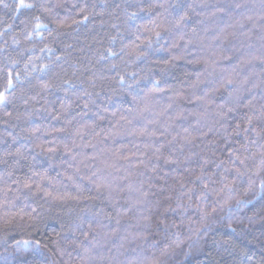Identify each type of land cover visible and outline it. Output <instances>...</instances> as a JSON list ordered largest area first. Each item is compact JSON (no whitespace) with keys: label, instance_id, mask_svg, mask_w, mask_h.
<instances>
[{"label":"snow or ice","instance_id":"obj_1","mask_svg":"<svg viewBox=\"0 0 264 264\" xmlns=\"http://www.w3.org/2000/svg\"><path fill=\"white\" fill-rule=\"evenodd\" d=\"M0 7V264H264V0Z\"/></svg>","mask_w":264,"mask_h":264},{"label":"trees","instance_id":"obj_2","mask_svg":"<svg viewBox=\"0 0 264 264\" xmlns=\"http://www.w3.org/2000/svg\"><path fill=\"white\" fill-rule=\"evenodd\" d=\"M9 4H11L12 0H8ZM27 2V0H26ZM221 3H226L228 0H220ZM111 3V0H109ZM209 3H212V0H209ZM34 13L30 10H22L19 17L17 18V27L15 29V33L13 34H20L22 25H20V20L30 19ZM38 14V13H36ZM11 17V9H4L0 7V19H9ZM99 17L96 18L95 21L86 22L85 24L81 25L78 32H72L70 34L61 36L57 47L62 49L64 45L71 44L73 47L69 50L72 52L73 57H82L84 54H90L95 48L98 46L99 41L103 39L104 32L106 31L105 28H101L99 24ZM47 35V33H45ZM10 41L11 35L8 36ZM23 46V45H22ZM79 49H84V52H80ZM54 218L48 219L44 222V224L40 227V232L35 234L33 239H40L42 243H50L49 238H56V233L61 232L60 224L62 220L60 217L62 213L59 210L52 214ZM257 235L259 233L257 232ZM17 239H29L26 234H19L16 236Z\"/></svg>","mask_w":264,"mask_h":264}]
</instances>
